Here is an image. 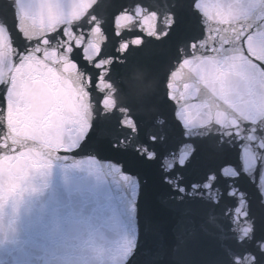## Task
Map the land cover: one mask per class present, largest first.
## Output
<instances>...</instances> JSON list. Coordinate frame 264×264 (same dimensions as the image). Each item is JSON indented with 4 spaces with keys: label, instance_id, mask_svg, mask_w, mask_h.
I'll use <instances>...</instances> for the list:
<instances>
[{
    "label": "snow or ice",
    "instance_id": "snow-or-ice-1",
    "mask_svg": "<svg viewBox=\"0 0 264 264\" xmlns=\"http://www.w3.org/2000/svg\"><path fill=\"white\" fill-rule=\"evenodd\" d=\"M39 25L37 30H42ZM51 31V27L49 28ZM40 43L47 44V40ZM82 57L84 51L77 44ZM41 49L31 46L17 50L18 62L12 61L7 72L4 60L11 54L0 45V86H3L4 105L0 108V126L6 132L0 135V207L21 190L32 170L43 171L51 166V157L57 153H75L88 147L100 149L107 141L114 152L122 151L109 138L106 128H99L80 141L79 109L82 96L87 94L79 77L78 63L73 59L74 48ZM101 67L99 62L94 65ZM89 76L88 84L95 87Z\"/></svg>",
    "mask_w": 264,
    "mask_h": 264
},
{
    "label": "water",
    "instance_id": "water-1",
    "mask_svg": "<svg viewBox=\"0 0 264 264\" xmlns=\"http://www.w3.org/2000/svg\"><path fill=\"white\" fill-rule=\"evenodd\" d=\"M225 193L228 264H264V0H228Z\"/></svg>",
    "mask_w": 264,
    "mask_h": 264
}]
</instances>
